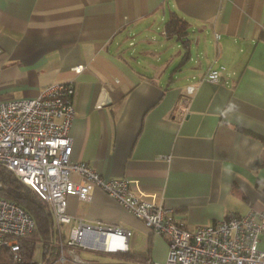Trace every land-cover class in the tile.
Masks as SVG:
<instances>
[{
	"label": "crops",
	"instance_id": "crops-1",
	"mask_svg": "<svg viewBox=\"0 0 264 264\" xmlns=\"http://www.w3.org/2000/svg\"><path fill=\"white\" fill-rule=\"evenodd\" d=\"M171 16L186 24V48L165 33ZM158 19L164 39L183 49L167 77L166 64L150 61L159 51L130 49L137 34L156 41L147 34ZM199 40L209 59L180 85L174 74ZM0 50V101L35 98L52 83L73 81L71 162L136 182L187 229L264 211V165L256 167L264 160V0H0ZM210 65L225 68L218 83L203 79ZM188 85L195 89L181 117ZM66 212L131 232L127 251L145 260L117 254L116 263L165 261L166 238L99 188L88 201L68 196ZM76 225H63L64 240ZM80 249L81 259L106 263L82 258Z\"/></svg>",
	"mask_w": 264,
	"mask_h": 264
},
{
	"label": "built area",
	"instance_id": "built-area-1",
	"mask_svg": "<svg viewBox=\"0 0 264 264\" xmlns=\"http://www.w3.org/2000/svg\"><path fill=\"white\" fill-rule=\"evenodd\" d=\"M218 36L215 34V38ZM81 70V66L74 68L76 73ZM224 71L223 66L210 65L203 79L218 83ZM194 89L188 85L177 106L181 117L187 112ZM73 95L74 84L69 81L52 83L35 98L0 101V166L32 188L48 205L59 237L63 225L77 223L70 228L67 240H59L60 256L52 264H128L86 261L75 251V248L106 254L127 251L129 230L115 224L86 223L66 212L68 196L88 201L94 188L113 198L153 234L166 238V258L161 264H264V249L259 248L264 211L251 210L187 229L173 220L170 208L157 204L136 182L104 178L85 162H71L69 132L76 114ZM72 174L79 179L73 180ZM34 229L35 222L24 208L0 196V251L5 248L12 261H20V242ZM107 236L112 245L120 243L124 247H105Z\"/></svg>",
	"mask_w": 264,
	"mask_h": 264
},
{
	"label": "trees",
	"instance_id": "trees-1",
	"mask_svg": "<svg viewBox=\"0 0 264 264\" xmlns=\"http://www.w3.org/2000/svg\"><path fill=\"white\" fill-rule=\"evenodd\" d=\"M185 22L177 16H171L165 22V33L168 37L176 35L180 45L186 48L188 38ZM188 57L183 58V64ZM182 66V64H180ZM264 144V138L258 137ZM264 160H258L256 167L263 166ZM0 196L15 202L24 208L35 222L34 231L20 242L22 259L18 262L12 261L8 251L3 248L0 251V264H34L35 250L40 248L41 264H52L60 256L61 249L59 240L65 239V235L59 237L54 228L52 215L48 205L39 198L37 193L30 187L22 184L15 175L0 166ZM124 260L144 261L146 255L134 254L129 250L117 253Z\"/></svg>",
	"mask_w": 264,
	"mask_h": 264
},
{
	"label": "rangeland",
	"instance_id": "rangeland-1",
	"mask_svg": "<svg viewBox=\"0 0 264 264\" xmlns=\"http://www.w3.org/2000/svg\"><path fill=\"white\" fill-rule=\"evenodd\" d=\"M162 29V21L159 19L156 21L154 24L152 30L148 32L147 37L154 38L156 41H144L142 40L143 35L137 34L133 36L132 43L134 44L133 47H130V49H141L143 45L149 46L151 49H155L156 51H159V53L156 54L155 57H151L150 61H152L153 64L156 65H167L165 69V77H167V74L169 71L177 64L179 56L177 55L178 53H181L183 51L182 48L176 47V43L174 42H169L166 41L161 33ZM209 41V38L206 39L205 43L207 46L212 47L214 46L213 43H207ZM165 44L163 47H158L159 44ZM205 43L202 41H198L197 44L191 43L190 44V53L192 60L187 61L182 69L174 74V78L176 79L178 84H183L185 81V78L188 77L191 72L197 71L198 69L196 68L198 62H201V64H205L206 60L209 59L207 55L204 54L203 50L205 49ZM168 62H166V59L171 58ZM157 58H159L157 60ZM195 61V62H194ZM165 65V66H166ZM218 65H216L217 67ZM81 251V257L84 259H96L97 261L101 262H106V263H116L117 259L116 256L117 254H106L98 251H93V250H85V249H80ZM34 264H41V256H40V248L38 247L35 250L34 254Z\"/></svg>",
	"mask_w": 264,
	"mask_h": 264
},
{
	"label": "bare ground",
	"instance_id": "bare-ground-1",
	"mask_svg": "<svg viewBox=\"0 0 264 264\" xmlns=\"http://www.w3.org/2000/svg\"><path fill=\"white\" fill-rule=\"evenodd\" d=\"M104 245H105V247H107V248H117V247H120V246H122V247H124V245H121L120 243H116V244H114V245H112L111 244V238H110V236H107L106 237V239H105V243H103ZM102 244V245H103Z\"/></svg>",
	"mask_w": 264,
	"mask_h": 264
}]
</instances>
